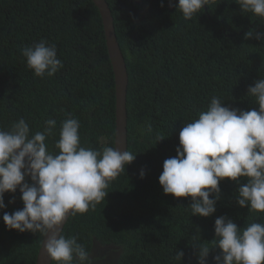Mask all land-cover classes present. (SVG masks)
I'll use <instances>...</instances> for the list:
<instances>
[{"label":"trees","instance_id":"16d2710c","mask_svg":"<svg viewBox=\"0 0 264 264\" xmlns=\"http://www.w3.org/2000/svg\"><path fill=\"white\" fill-rule=\"evenodd\" d=\"M106 2L128 75L127 150L137 156L95 210L71 216L62 234L76 237L91 257L100 249L115 255L100 263L92 257L93 264H198L194 245L216 247V218L227 215L242 228L264 223V213L239 207V185L225 179L216 212L192 216L191 198L165 195L159 176L164 161L177 155L182 128L213 97L242 111L258 109L247 91L264 78V40L255 39L256 31L264 32V18L241 13L235 0H215L191 20L169 0L164 7L161 0ZM40 40L55 44L63 62L54 76L35 77L20 52ZM69 116L80 122L82 146L115 147L116 82L99 9L93 0H0V128L24 118L35 133L54 119L46 143L56 153L61 122ZM4 201L0 264H35L45 236L7 229L3 213L24 206L19 188ZM219 252L211 250L208 264Z\"/></svg>","mask_w":264,"mask_h":264},{"label":"clouds","instance_id":"9594fccd","mask_svg":"<svg viewBox=\"0 0 264 264\" xmlns=\"http://www.w3.org/2000/svg\"><path fill=\"white\" fill-rule=\"evenodd\" d=\"M214 3L169 0V6L185 20ZM235 4L241 13L264 18V0H235ZM160 6H165L163 0ZM251 35L248 31L245 38ZM255 39L264 40V32L256 31ZM20 52L35 77H51L63 68L56 45L46 40ZM247 95L256 98L258 109L242 111L213 97L207 109L180 131L177 155L163 163L159 183L164 194L177 199L190 197L192 216L207 218L216 212L220 183L225 179L239 185L235 196L239 207L264 213V78L249 86ZM55 129L56 120L48 119L42 131L32 133L24 118L7 130L0 128V210L7 207L5 193L14 194L18 188L24 205L12 213L5 211L2 219L8 230L48 237L45 251L55 264H93L76 237H65L58 230L69 216L95 210L109 194V184L137 155L111 146L102 151L82 146L80 122L71 116L61 122L55 143L58 151L53 153L46 141ZM144 131L141 129L142 134ZM146 131H152L151 124ZM145 175L142 169L140 177ZM28 177L31 184L26 182ZM214 233L216 247L212 249L220 250L212 258L214 264H264V223L241 228L224 215L216 218ZM212 249L194 245L198 264H208ZM177 256L183 259L184 251L179 250Z\"/></svg>","mask_w":264,"mask_h":264},{"label":"water","instance_id":"95a60500","mask_svg":"<svg viewBox=\"0 0 264 264\" xmlns=\"http://www.w3.org/2000/svg\"><path fill=\"white\" fill-rule=\"evenodd\" d=\"M96 7L99 9L106 34L107 47L109 56L112 62L113 71L115 74L116 82V136L115 147L120 151H127V88H128V75L124 57L122 55L116 34L111 11L106 0H93ZM64 222L58 230L63 232V229L68 222L69 218ZM48 237H44L42 246L39 250L35 264H52L53 261L45 251V244Z\"/></svg>","mask_w":264,"mask_h":264},{"label":"flooded vegetation","instance_id":"af4514ba","mask_svg":"<svg viewBox=\"0 0 264 264\" xmlns=\"http://www.w3.org/2000/svg\"><path fill=\"white\" fill-rule=\"evenodd\" d=\"M92 257L99 258V259L102 258L101 259L102 261H107V260L113 261L115 255H112V254L106 252V250L100 249V250H97V252ZM96 262L99 263L100 261H98V259H97Z\"/></svg>","mask_w":264,"mask_h":264},{"label":"rangeland","instance_id":"374dc122","mask_svg":"<svg viewBox=\"0 0 264 264\" xmlns=\"http://www.w3.org/2000/svg\"><path fill=\"white\" fill-rule=\"evenodd\" d=\"M94 258H95V257H94ZM101 259H102V258H101ZM101 259H99L98 261H100V262H101V261H102ZM100 262H99V263H100Z\"/></svg>","mask_w":264,"mask_h":264}]
</instances>
